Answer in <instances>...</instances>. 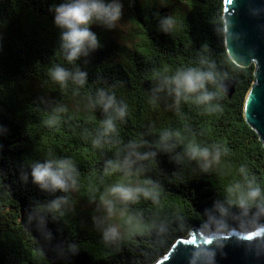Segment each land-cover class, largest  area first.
<instances>
[{"label": "trees", "instance_id": "16d2710c", "mask_svg": "<svg viewBox=\"0 0 264 264\" xmlns=\"http://www.w3.org/2000/svg\"><path fill=\"white\" fill-rule=\"evenodd\" d=\"M59 2L0 0V23H3L0 26V126L7 129L0 136V264H146L147 255L160 258L177 239L189 233L176 232L159 246L137 238L119 250L105 247L91 228V206L83 198L99 181L100 159L93 154L88 139L94 124L70 111L67 123L54 131L44 125L47 114L37 107L42 99L50 102L62 98L70 110L75 108V100L70 96L60 97L45 76L51 63H63L57 49L58 30L48 11ZM123 2V27L118 32L93 26L103 47L91 55L87 66L90 84L97 79L109 84L121 82L117 94L132 107L131 117L121 129L122 137L127 139L145 132L150 123L157 128L171 125L181 130L187 124L202 139L226 141L233 159L246 162L264 183V146L243 113L255 66L237 65L228 55L224 40L221 42L216 34V26L219 31L224 29V0H171L165 8H160L158 0ZM157 11L161 14L175 11L185 19L186 26L172 37L157 33L153 18ZM205 44L212 58L235 81L233 93L222 95L219 111L203 115L194 107H186L185 119L181 120L171 112L150 110L145 97L149 86L146 77L154 69L187 63ZM96 116L100 118L99 111ZM48 149L78 161L82 198L75 214L48 223L53 240L41 245L36 233L25 226V209L34 200H44L45 194L34 186L22 185L19 174L30 160L39 158ZM158 168L161 172L154 176L163 185L162 208H178L191 228L199 227L203 209L210 207L221 194L218 177L199 176L179 185L170 180L174 166L166 156H158ZM65 240L78 243L80 250L58 258L54 247Z\"/></svg>", "mask_w": 264, "mask_h": 264}, {"label": "clouds", "instance_id": "9594fccd", "mask_svg": "<svg viewBox=\"0 0 264 264\" xmlns=\"http://www.w3.org/2000/svg\"><path fill=\"white\" fill-rule=\"evenodd\" d=\"M158 2L160 8H165L171 0ZM48 11L58 30L57 49L63 63L50 64L46 81L55 86L60 97H72L75 108L70 110L62 98L50 102L42 99L37 107L47 114L44 125L54 131L67 123L70 111L94 124L88 139L93 154L100 159L99 181L83 198L91 206V228L98 233L99 241L116 250L137 238L159 246L184 230L194 233L197 241L191 245L187 264H215L217 251L233 237L247 241L257 255L264 254V183L246 162L233 159L226 141L202 139L187 124L181 130L171 125L157 128L154 123L148 125L147 131L125 139L121 129L131 117L132 107L117 94L121 82L109 84L97 79L90 84L89 58L103 47L92 28L118 32L123 27V0H60ZM260 11L253 9L252 14ZM153 18L156 32L168 37L186 26L185 19L175 11L168 14L157 11ZM224 20L223 31L215 27L221 42L225 37L232 41L238 39L230 31L229 16ZM249 55L250 59L254 58ZM234 62H243V58H234ZM146 79L149 86L145 97L150 110L171 112L184 120L186 107H194L203 115L218 112L222 95L227 92L225 82L230 77L212 58L205 44L187 63L154 69ZM41 85L45 87V81ZM6 132L0 126V136ZM161 155L174 166L170 174L173 183L183 185L208 175H215L220 181L221 194L210 207L203 209L196 229L189 226L178 208H162L164 189L154 176L161 172L158 168ZM19 181L45 194L44 200H34L25 209V226L36 233L41 245L50 244L53 234L48 223L75 214L82 198L78 161L48 149L39 158L30 160L20 172ZM79 250L78 243L67 240L54 247L58 258ZM146 264H158V260L147 255Z\"/></svg>", "mask_w": 264, "mask_h": 264}, {"label": "water", "instance_id": "95a60500", "mask_svg": "<svg viewBox=\"0 0 264 264\" xmlns=\"http://www.w3.org/2000/svg\"><path fill=\"white\" fill-rule=\"evenodd\" d=\"M253 9L261 11L253 15ZM227 15L231 20L230 31L238 36L234 41L224 38L228 55L233 61L242 57L243 62H235L241 67L255 66L254 80L246 93L243 113L264 146V0H224L223 20ZM249 53L254 58L250 59ZM234 85L232 79L225 82L226 95L233 93ZM195 242L194 233L177 239L168 252L157 259L158 264H187L188 252ZM165 256L168 258L164 259ZM215 264H264V254L257 255L247 241H238L233 237L217 251Z\"/></svg>", "mask_w": 264, "mask_h": 264}]
</instances>
